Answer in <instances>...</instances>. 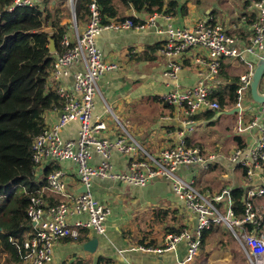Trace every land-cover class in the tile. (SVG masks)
<instances>
[{
	"label": "built area",
	"instance_id": "built-area-1",
	"mask_svg": "<svg viewBox=\"0 0 264 264\" xmlns=\"http://www.w3.org/2000/svg\"><path fill=\"white\" fill-rule=\"evenodd\" d=\"M43 1L45 0H13L7 10L12 12L17 8L32 7ZM77 1L68 0L73 18L69 28L74 29V36L69 31L64 34L61 41L63 51L54 61L51 76L52 85L63 99V106L59 108L62 113L56 122L46 125L42 133L35 137L33 157L38 167L44 165V168L66 160L73 161L80 185H86L88 191L77 192L70 189L65 180V170L62 168H56L48 174L46 185L30 198L27 213L31 229L19 246L20 250L25 252L21 264H51L55 245L64 237H78L79 228L93 230L99 235L106 232V221L112 215V210L91 191L96 178L116 180L133 187H146L156 178H166L173 182V188L185 203L187 210L195 214L198 223L194 235L190 234L189 229L183 228L179 233H169L160 246H142V249L162 252L172 250L180 242L187 241L186 256L177 264H191L200 250L202 231L215 223L225 222L243 246L251 264H264V235L260 233L261 214L255 203L258 197L264 196V113L253 114L245 126L239 121L238 132H253L254 138L247 146L236 148L229 154L208 152L200 144H188L183 137L175 145L162 149L157 155L149 153L127 130L126 135H117L110 139L107 135V123L101 119L94 120L93 110L96 97L102 95L99 78L106 72L116 70L118 65L104 59L96 38L105 30H139L149 27L162 13H152L140 24H135L130 17L102 24L98 2L91 0L88 19L81 31L75 10ZM252 1L256 18L251 25L253 36L245 46H239L238 38L215 22L213 16L202 18L191 26L168 30L170 39L162 50L164 55L171 58L166 70L168 76L177 78L182 68V56L191 50L205 53V58H198L197 61L208 69L193 86H175L162 94L163 102L182 109L190 118L203 111L217 112L229 106H232V109L240 108L238 113L243 112V95L246 91L250 92L254 70L264 53V0ZM244 54L257 57V63L249 62ZM226 58H238L246 62L249 70L243 73L236 83L234 97L229 100L232 104L227 106L228 102L223 107L216 98V91L219 87L222 61ZM75 65L80 67L72 72L73 82L68 88L61 80L71 73ZM261 85L264 88V74ZM114 117L120 123V116L114 114ZM72 121H78L80 124L78 136L66 138L64 129ZM114 150L128 156L125 169L115 166ZM95 153L102 156V161L98 164L93 163ZM221 158L234 166L242 167L249 178L245 212L241 217L234 215L231 187H226L215 195L204 194L196 188L197 181L194 178H186L178 171L181 167L189 166L208 168L224 161ZM261 172L263 178L259 176ZM47 193L58 197L59 201L50 202ZM222 209H225V212ZM73 216L77 217L74 221ZM248 224L253 226L250 228ZM10 240L17 242L13 238Z\"/></svg>",
	"mask_w": 264,
	"mask_h": 264
},
{
	"label": "crops",
	"instance_id": "crops-1",
	"mask_svg": "<svg viewBox=\"0 0 264 264\" xmlns=\"http://www.w3.org/2000/svg\"><path fill=\"white\" fill-rule=\"evenodd\" d=\"M169 1L166 0L165 3V8L167 9ZM252 2V0H244V2L236 0V2H233L235 3L234 5L232 0H179V4L173 8V12H160L162 15L149 27L139 30L134 28L113 29L101 32L96 38L97 46L103 52L104 59L107 62L116 63L118 68L106 72L99 78V88L102 95H98L95 99L94 120H102V116L108 110L112 112V116L114 114L118 115L111 109V105L117 104L119 107L124 105L128 112V122L135 127L138 135L144 137L150 143L156 153L175 145L181 137L188 144L202 145L195 134L194 126L199 123H205L208 124L207 128L213 127L209 124L214 122L216 119L215 115L209 119L205 116V112L212 111L216 114V111H203L197 117L190 118L185 115L182 109L163 102L161 95L175 86L186 88L196 84L202 74L207 73V66L197 61L198 58L204 59L205 53L200 50H191L182 56V68L177 78L168 76L166 70L169 68L171 58L162 52L164 45L170 39L168 30L170 28L176 29L191 26L202 18L213 16L215 22L221 24L229 34L238 38L239 46H245L250 43L253 36L251 25L256 18ZM114 3L119 17L113 21L132 16L138 19L140 24L151 15L145 10L137 11L132 4L126 6L122 0H114ZM86 21L84 20L79 24L83 26V29ZM244 55L249 62L257 63V57L250 54ZM79 67V65H75L71 73L62 78L61 82L68 88L72 86V72L78 70ZM248 70L249 65L238 58L224 59L216 95L218 92L225 93L224 102L227 104L232 99L230 95L231 86L236 84L240 76ZM54 84L56 83L54 82ZM231 104L229 102L227 106ZM230 109H232V106L225 108V110ZM256 112L264 113V104H258L253 100L247 110L244 107L242 113L235 112L223 115H238L236 126L240 120L242 126H245ZM61 113L60 109L48 111L45 119L46 124L51 125L56 122ZM189 120L192 122L188 123ZM79 126L78 121L69 122L64 129V136L66 138L77 137ZM190 131L192 132L191 136L188 135ZM225 131L229 136L234 135L235 149L247 146L254 138L253 132H238V130H236L237 132H231L233 131L231 126H228ZM115 133L116 128L109 125L107 130L108 137L114 139L116 137ZM237 137L240 138L239 141H236ZM101 161L102 156L95 153L93 163L98 164ZM113 162L118 169H125L128 164V156L118 150H114ZM219 166L230 172V175H226L228 176L229 187H247L249 178L246 176L244 169L234 166L228 160L219 161V163L208 168L204 166H189L181 167L178 171L184 177L194 178L198 182L200 177H197L198 174L196 175L195 173H197L199 168L202 176L203 173L209 174L212 170L219 168ZM52 167L64 169L67 186L78 192L79 187L82 185H80L73 161L66 160ZM260 174L259 176L263 178V172ZM205 188L210 189L208 186ZM91 191L98 199L111 207L112 215L106 221V232L99 235L93 230L79 228L78 237H64L55 245L54 259L51 264H177L180 259L186 256L187 241L180 242L172 250L162 252L142 249V246H160L168 234L172 233L166 232L164 224H145L146 228L143 230L138 222L142 209L169 208L165 204L166 198L170 197L182 204L181 212L178 214L182 215L183 222L179 224L184 225L183 228L189 229L191 235H194L196 231L197 218L194 213L192 214L189 209L187 210L185 203L175 192L171 180L156 178L146 187H133L116 180L96 178L91 186ZM53 198H56V196L47 193V199L50 202ZM263 198L264 196L255 200L257 207H259L257 203H260L261 207L264 208ZM149 204L153 206L152 209ZM131 205L135 207L131 208ZM136 211L140 214H135L134 212ZM152 215L153 211L148 216L152 217ZM76 219L77 217H72L73 221ZM260 221V233L264 235V214L260 215ZM221 224L215 223L207 229L213 227V230L227 232ZM81 231H86L87 237L84 240L80 239L82 236ZM95 235L99 237L97 250L94 253L83 250L80 246L81 243ZM231 235L234 237L233 234ZM205 244L206 242L202 243L201 241V247ZM198 255L195 257L196 259ZM244 256L247 264H251L245 251ZM237 264H245V261L238 260Z\"/></svg>",
	"mask_w": 264,
	"mask_h": 264
},
{
	"label": "trees",
	"instance_id": "trees-1",
	"mask_svg": "<svg viewBox=\"0 0 264 264\" xmlns=\"http://www.w3.org/2000/svg\"><path fill=\"white\" fill-rule=\"evenodd\" d=\"M63 1L45 0L38 5L10 12L7 7L13 0H0V264H21L25 252L19 246L31 229L27 213L30 198L46 185L48 174L58 168L45 167L42 179L37 181L38 165L33 157V146L35 137L47 125L46 113L63 106V99L56 92L51 78L54 61L63 51L61 41L68 29V25L63 22L67 15V11L61 8ZM90 2H76L79 22L88 19ZM97 2L102 24L112 23L119 17L114 0ZM122 2L126 6L132 4L137 11L145 10L151 14L171 13L179 4V0H170L167 9L166 0ZM127 17L139 24V20L132 16L115 21ZM51 38L55 40L56 52L50 51ZM236 88V84L231 86L232 98ZM216 98L224 107L225 93L218 92ZM205 114L209 119L215 115L212 111ZM239 139L237 137L236 141ZM231 196L234 215L241 217L245 212V186L233 187ZM58 201L59 198L51 200ZM154 215L155 224H164L166 232L179 233L184 227L178 223V226L171 224L177 221L175 210L156 208L153 209L152 217ZM248 226L251 228L253 225ZM214 231L218 230H213V227L203 230L202 243ZM81 235V240L86 239V231H81ZM11 238L17 242L11 241ZM4 255L5 260L1 261Z\"/></svg>",
	"mask_w": 264,
	"mask_h": 264
},
{
	"label": "rangeland",
	"instance_id": "rangeland-1",
	"mask_svg": "<svg viewBox=\"0 0 264 264\" xmlns=\"http://www.w3.org/2000/svg\"><path fill=\"white\" fill-rule=\"evenodd\" d=\"M67 2L68 0H65L64 4L63 3H62L63 5L61 4V8L67 11V15L64 18L63 22L70 26L73 18L70 13L69 2L68 3ZM233 2H236V0H232V3ZM233 4L235 5V3ZM67 30L74 36V29L68 28ZM80 30L81 31L83 30V26L81 25H80ZM259 91L264 92V88L262 85L259 86ZM252 101H253V98L250 95V92L246 91L243 95V100H242L245 110H247V108L250 107ZM111 109H113L115 113H117L120 116V123H118L114 119V116H112V112H110V110L106 111L105 115L102 116V120H104L107 123L108 127L110 125V127L116 128L115 136L123 135V134L126 135L127 133L126 130H127L135 138L138 137L137 140L150 153L154 155L158 154L153 150V147L144 137L136 133L135 127L130 125V123L128 122V112L124 105L119 107L117 104H112ZM237 116L236 115H221L220 117L216 118L212 124H209L213 126L210 128H207L208 124H205V123L196 124L194 126V130L196 132L195 134L199 138V141H200L199 143H201L202 146L204 145V148L208 152H216L220 154H229L233 152L235 150V144L233 142L234 135L229 136L227 132L225 131V129L228 126H231V129L233 130L231 132H234V131L237 132L236 131L238 129V125L236 126L237 121H238ZM191 134H192L191 131L188 132V135L191 136ZM199 169L197 173H195L196 175L197 174L199 175V176L197 175V177H200V182L199 184L197 183L198 185H196V188L200 190L202 193L215 195L217 193H220V191H222L224 188L230 186L229 181L227 179L228 176H226V175H230V172L225 169H222L221 166H219V168H217L214 171L212 170L209 174L203 173L204 175L202 174V176L200 175L201 171ZM180 173L181 172L179 171V174ZM43 174H44V165H40L36 171V180L40 181L42 179ZM201 181H203L202 184H201ZM207 186L210 187V189L205 188ZM128 200L130 201L129 198ZM165 204L172 211L175 210L177 214L176 216L177 221L176 222L172 221L171 224L178 226L179 223L183 222L181 218L182 215L178 214L181 212L182 204L179 203L177 200L171 199L170 197L165 199ZM257 205L259 206L258 208L260 209V214L261 215L264 214V208L261 207L260 203H257ZM151 206L152 205H150V207ZM132 207H135V206L131 205V208ZM152 208L153 206L151 207V209ZM222 210L223 212H225V209H222ZM151 211H153V209L149 210L148 208V209H142L141 214L137 211L134 212L135 214H138V215L140 214L138 222L141 224V227L143 230L146 228L147 224L152 225L156 223V220L154 222L155 215L153 217L148 216L149 214H151ZM221 225L227 232L223 230L212 232L211 235L207 237L206 244L202 245L201 251L197 259L195 258L192 264H237L238 260L245 261V264H247L246 257L244 256L243 246L240 244L239 240H237V238L235 237L234 232L226 225L225 222H223ZM231 234H233L234 237ZM5 257L6 255H4L1 258V261H4Z\"/></svg>",
	"mask_w": 264,
	"mask_h": 264
},
{
	"label": "water",
	"instance_id": "water-1",
	"mask_svg": "<svg viewBox=\"0 0 264 264\" xmlns=\"http://www.w3.org/2000/svg\"><path fill=\"white\" fill-rule=\"evenodd\" d=\"M50 51L56 52V44L53 38L50 39ZM263 74H264V53L257 63L251 82V96L256 103L261 105L264 104V93L259 91V86H261ZM239 110L240 108H234L231 110H220L216 112L215 118H218L223 114H233L235 112H238ZM221 160L224 159L221 158ZM78 191L86 192L88 191V188L86 185H82L81 187H79ZM80 246L83 250L94 253L97 250V247L99 246V237L95 235L89 240L81 243Z\"/></svg>",
	"mask_w": 264,
	"mask_h": 264
}]
</instances>
